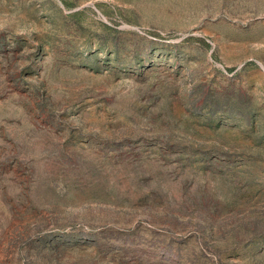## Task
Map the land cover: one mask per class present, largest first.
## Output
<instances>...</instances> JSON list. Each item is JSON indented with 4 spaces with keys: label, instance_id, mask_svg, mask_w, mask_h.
I'll list each match as a JSON object with an SVG mask.
<instances>
[{
    "label": "rangeland",
    "instance_id": "374dc122",
    "mask_svg": "<svg viewBox=\"0 0 264 264\" xmlns=\"http://www.w3.org/2000/svg\"><path fill=\"white\" fill-rule=\"evenodd\" d=\"M0 264H264V0H0Z\"/></svg>",
    "mask_w": 264,
    "mask_h": 264
}]
</instances>
